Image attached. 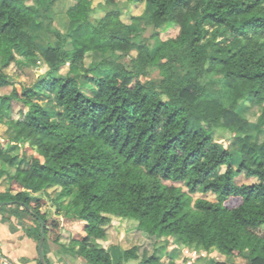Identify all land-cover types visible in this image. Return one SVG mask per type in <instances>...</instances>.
<instances>
[{
  "label": "trees",
  "instance_id": "1",
  "mask_svg": "<svg viewBox=\"0 0 264 264\" xmlns=\"http://www.w3.org/2000/svg\"><path fill=\"white\" fill-rule=\"evenodd\" d=\"M107 2L96 18L92 0H0V121L19 114L5 120L12 138L0 139V178L9 181L0 203L15 201L0 210L29 215L36 241L44 221L47 264L48 239L88 264L138 259L137 245L101 243L115 218L168 244L138 264H180L162 254L170 243L173 255L178 244L215 247L264 264V0ZM144 3L155 49L121 19L124 7ZM57 14L68 17L65 31L54 27ZM173 26L177 35L163 39ZM102 51L110 55L85 65ZM16 52L47 64L36 87L19 90L4 72L19 65ZM151 67L159 80L146 79ZM228 88L238 91L230 101ZM45 95L55 111L42 105ZM250 106L261 110L256 121L244 114ZM49 189L59 206L68 199L63 219L42 209Z\"/></svg>",
  "mask_w": 264,
  "mask_h": 264
},
{
  "label": "rangeland",
  "instance_id": "2",
  "mask_svg": "<svg viewBox=\"0 0 264 264\" xmlns=\"http://www.w3.org/2000/svg\"><path fill=\"white\" fill-rule=\"evenodd\" d=\"M116 2L124 3L126 0H115ZM68 5L70 3H74L73 1L67 0ZM92 6L95 7V13L94 16L96 18L102 17L106 14L107 10L111 7L107 0H92ZM152 9L150 6L141 4L139 6H136V8H123L121 13V19L126 22L130 23L135 29H137L140 32V39L143 38H149L152 48L155 49L160 43L158 38H155L153 35L155 31V27L150 23V16H151ZM141 14L143 18L138 20H133V15H139ZM59 14H57L58 16ZM59 19V18H58ZM63 20L59 19L54 22V27L57 29H60L58 27H61L65 31V26H63ZM57 23V25H55ZM178 26H173L169 28L167 31L162 32L161 37L163 39H167L170 37H174L178 33ZM205 29L207 32V37H211V33L213 30V27L206 26ZM62 31V30H61ZM223 37H220L222 40ZM18 63L19 65L15 69L13 68H6L4 72L7 74L8 78L13 81L16 85V87L21 90L22 87L25 86H32L36 87L41 77L45 75V73L48 71L47 64L43 61V59L36 55V63L32 62L33 56L28 55L26 53L22 52H16ZM110 55L109 51H102V52H96L93 55H87L85 59V65H89V63L92 60H100L104 56ZM129 57L123 58L122 61L129 66ZM69 71L68 66H64L63 69L60 71L61 75L67 74ZM70 72H73L74 74H81L82 72L78 69H70ZM177 72L181 73V71L178 69ZM161 78L160 72L156 67H151L148 70L146 79L150 80H159ZM10 90V87H7L5 91ZM0 92L2 93V90L0 89ZM237 89H226L225 90V98L230 101L232 100L235 95L237 94ZM41 103L43 106L48 108L51 111H55L56 104L54 101L51 100V98L47 95H45ZM261 110L259 107H248L244 109L245 116L250 119L251 121H256L258 115L260 114ZM11 116H14L17 118L19 116L18 114V108L16 107L15 110L12 113H7L5 116V120L9 119ZM3 121L0 123V138L1 139H11L12 138V132L11 128L8 126L6 121ZM243 121L241 120L240 123ZM230 133L225 132V139L223 140L224 145H228L230 142ZM34 152L32 150H29L27 155L30 156ZM239 182H251L253 179H247L244 177L237 179ZM5 180L1 181L0 185L3 186ZM76 189L74 190V193H76ZM53 192L54 189H49L46 192L40 193L39 195L44 197L46 200V204L43 206V210H51L54 214L58 213L60 215V218H63L65 216V208L64 206L67 204L68 199L63 200L61 202V205L53 199ZM69 196V197H73ZM208 198L214 199L212 195H209ZM2 211V210H0ZM22 220L23 228L25 229H34L36 227V224L32 221V218L27 214H22L21 217H19ZM62 240L64 243H68V231L63 230L62 233ZM39 240L36 241L38 243ZM48 245L51 247L53 245H56L57 243L53 242L51 239L47 240ZM101 243L104 246H109L110 244H119L122 249L130 248L134 245L139 246L138 255L139 258L135 260H130L128 264H138L142 259L150 256L156 248L164 245H168L165 240L163 239H157L155 237H149L147 234L139 230L136 226V222L134 220H120L118 218H115L114 224L110 225L108 228V238L107 240H102ZM58 245V244H57ZM56 245V248H57ZM60 246V245H59ZM177 246V245H176ZM172 244L170 243L169 247L163 250V255L167 254L168 256L175 257L176 261H187L189 264H207V255L202 249H198L195 247L192 248H185L184 246H180L178 244V249L175 251L174 255L172 253L173 248ZM185 248V250H184ZM214 248V253L210 252L209 258L213 260H226L229 263H235V264H246V259L243 257H233L228 256L222 252H220L217 248ZM3 249V248H2ZM4 251V250H3ZM60 251H62L60 247ZM5 253V252H4ZM69 253V252H67ZM6 254V253H5ZM7 255V254H6ZM10 259L13 260L9 255H7ZM68 256V255H67ZM69 261L71 264H88L82 257L74 256L73 254L69 253Z\"/></svg>",
  "mask_w": 264,
  "mask_h": 264
},
{
  "label": "crops",
  "instance_id": "3",
  "mask_svg": "<svg viewBox=\"0 0 264 264\" xmlns=\"http://www.w3.org/2000/svg\"><path fill=\"white\" fill-rule=\"evenodd\" d=\"M55 18L56 20L63 18V20L61 21H63L62 22L63 26H65L66 28V25L68 24V17L66 15L59 14L58 16H55ZM55 25H57V23H55ZM58 28H60L59 30L64 31L63 29H61V27H58ZM2 122L3 121H0V123ZM3 180H5V182L3 186L0 185V193L7 192L9 188L8 178L6 176H2L0 178V183ZM21 222L22 220L18 216L13 215L9 211L7 210L0 211V245H1V248H3L2 249L4 250L3 252H5L7 255L13 258V260L12 259L11 260L16 263L38 264V260H39L38 259V243H36V240L33 237L27 234ZM56 245H53L50 247L48 243L46 244L45 251H46V257L49 263L50 264H71L70 262H68L69 253L61 252L59 244L57 245V248H56ZM180 246H184L186 249L188 248L186 245H180ZM173 247L174 246H172L171 248ZM210 252L214 253V248H211V250L206 251V255L208 257L210 255ZM219 261H226V260H219ZM177 262H179L180 264H189V262L187 261H177Z\"/></svg>",
  "mask_w": 264,
  "mask_h": 264
},
{
  "label": "water",
  "instance_id": "4",
  "mask_svg": "<svg viewBox=\"0 0 264 264\" xmlns=\"http://www.w3.org/2000/svg\"><path fill=\"white\" fill-rule=\"evenodd\" d=\"M13 202H15V201L1 202L0 206H3L7 203H13ZM33 215H36V214L33 212ZM39 221L41 223L42 228H41L40 238L38 241V259H39L41 264H47L45 254H44V247H45V242H46L45 224L41 218H39Z\"/></svg>",
  "mask_w": 264,
  "mask_h": 264
},
{
  "label": "built area",
  "instance_id": "5",
  "mask_svg": "<svg viewBox=\"0 0 264 264\" xmlns=\"http://www.w3.org/2000/svg\"><path fill=\"white\" fill-rule=\"evenodd\" d=\"M0 264H19L12 261L2 250L0 245Z\"/></svg>",
  "mask_w": 264,
  "mask_h": 264
}]
</instances>
